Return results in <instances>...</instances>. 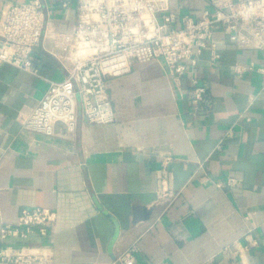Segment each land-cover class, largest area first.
Listing matches in <instances>:
<instances>
[{
    "label": "crops",
    "instance_id": "obj_1",
    "mask_svg": "<svg viewBox=\"0 0 264 264\" xmlns=\"http://www.w3.org/2000/svg\"><path fill=\"white\" fill-rule=\"evenodd\" d=\"M21 1L0 0V19ZM169 1L176 25L210 7ZM45 11L33 52L38 74L0 64V228L23 208H51L57 218L47 235L0 238V246L48 254L55 264H119L133 244L134 264H264V50L238 48L219 28L220 58L204 51L193 72L206 87L197 105L191 73L177 78L162 60L139 62L107 81L114 123H91L78 96L75 130L58 123L46 135L23 122L48 79L66 76L59 34L73 31L78 9L47 0ZM165 156L179 191L168 208L156 192ZM229 177L241 183L217 185Z\"/></svg>",
    "mask_w": 264,
    "mask_h": 264
},
{
    "label": "built area",
    "instance_id": "obj_2",
    "mask_svg": "<svg viewBox=\"0 0 264 264\" xmlns=\"http://www.w3.org/2000/svg\"><path fill=\"white\" fill-rule=\"evenodd\" d=\"M47 0H24L7 6L0 19V64H12L38 74L34 67V48L45 27ZM63 7L73 3L78 18L72 32L60 33L64 46L63 62L67 70L61 80L48 79L44 95L23 122L28 131L54 135L58 123L68 132L77 126L78 96L82 110L91 123L112 124L117 120L113 102L107 95V81L131 71L139 62L162 60L175 77L191 73V100H203L206 87L200 84L196 70L201 55L210 50L211 61L221 56L215 31L223 29L230 42L241 49L264 50V0H209L210 7L201 16L186 15L181 25L171 12L169 0H52ZM253 69L236 64L242 71ZM264 73V65L257 68ZM231 126L227 136H233ZM221 148V143L216 146ZM171 156H165L157 170L158 201L172 206L179 196L174 186ZM236 177L218 182L220 187L237 186ZM57 212L47 207L23 208L15 224L0 228V238H28L33 233L47 235ZM137 244L117 258L119 264H134ZM0 264H55L48 254L26 252L13 245L0 246Z\"/></svg>",
    "mask_w": 264,
    "mask_h": 264
}]
</instances>
